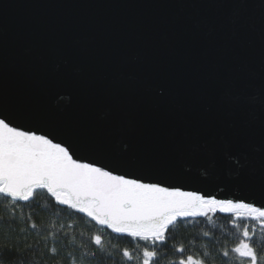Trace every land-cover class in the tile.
Here are the masks:
<instances>
[{"label":"water","instance_id":"95a60500","mask_svg":"<svg viewBox=\"0 0 264 264\" xmlns=\"http://www.w3.org/2000/svg\"><path fill=\"white\" fill-rule=\"evenodd\" d=\"M204 3L0 0V102L34 117L29 126L81 143L82 162L114 174L182 191H238L202 147L210 130L186 104L200 131L189 138L171 101L212 95L221 74L258 73L264 42L258 14L257 30L234 38L222 27L229 19ZM229 119L221 113L216 126Z\"/></svg>","mask_w":264,"mask_h":264},{"label":"snow or ice","instance_id":"6c2138e0","mask_svg":"<svg viewBox=\"0 0 264 264\" xmlns=\"http://www.w3.org/2000/svg\"><path fill=\"white\" fill-rule=\"evenodd\" d=\"M202 6L220 10L229 19L222 27L234 38L244 31L255 32L257 25L252 16L258 14L259 34L264 42V0H205ZM171 103L189 138L200 136V131L186 118V104L200 125L210 130L202 147L213 167L229 169L238 191H182L180 187L162 186L161 182L145 183L127 174H114L111 165L82 162L84 157L77 155L81 143H70L55 128L29 126L34 117L0 102V200L5 206L11 203L15 210V202L32 201L38 190H46L58 204L84 213L113 233L131 237L128 243L133 247L116 249L120 264H161L166 259L163 248L173 238L170 229L177 226L179 219L205 217L211 222L219 212L226 214L233 238L230 248L222 246L217 253L222 264H262L264 257L259 255L258 246L264 250V49L258 73L221 74L212 95L190 101L173 99ZM221 113L230 119L227 123L222 120L217 127ZM114 128L118 130L115 121ZM30 227L36 229L37 224ZM202 235L209 237L210 233ZM49 236L53 241L59 237L54 232L43 236L46 255L58 264V258L62 261L64 257L55 243L48 244ZM67 237L68 233H64L65 243L70 245ZM90 243L97 246L93 256L107 253L102 235H92ZM171 252L177 258L167 264H208L207 252L189 253L184 245H173ZM107 256L113 258L112 253Z\"/></svg>","mask_w":264,"mask_h":264},{"label":"trees","instance_id":"16d2710c","mask_svg":"<svg viewBox=\"0 0 264 264\" xmlns=\"http://www.w3.org/2000/svg\"><path fill=\"white\" fill-rule=\"evenodd\" d=\"M15 203L17 207L13 210L11 203L5 206L0 200V264H53L52 259L46 255L43 240V236L49 232L59 237L57 241H53L51 236L48 239V244L55 243L64 257L62 261L58 258V264H120L116 249L134 246L128 243L131 237L113 233L84 213L58 204L46 190H38V195L32 201ZM32 223L37 224L36 229H31ZM205 231L210 233L209 237H203ZM230 231L231 225L223 213L217 212L211 222L205 217L181 218L177 226L170 229L173 238L163 248L162 255L166 254V259H162L161 264L177 258L171 252L173 245H184L189 253L207 252L208 264H222L217 253L222 251V246H232ZM64 233H68L70 245H66ZM95 234L102 235L107 253L113 254L112 259H108L107 253L92 255L97 251V246L90 243V237ZM201 245L207 247L202 248ZM258 251L264 257V250H260L259 246Z\"/></svg>","mask_w":264,"mask_h":264}]
</instances>
